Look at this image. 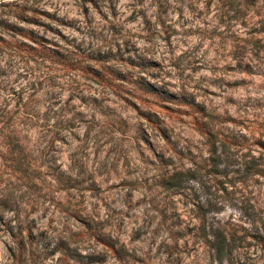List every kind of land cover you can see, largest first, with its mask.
<instances>
[{
    "label": "rangeland",
    "instance_id": "rangeland-1",
    "mask_svg": "<svg viewBox=\"0 0 264 264\" xmlns=\"http://www.w3.org/2000/svg\"><path fill=\"white\" fill-rule=\"evenodd\" d=\"M0 264H264V0H0Z\"/></svg>",
    "mask_w": 264,
    "mask_h": 264
},
{
    "label": "trees",
    "instance_id": "trees-1",
    "mask_svg": "<svg viewBox=\"0 0 264 264\" xmlns=\"http://www.w3.org/2000/svg\"><path fill=\"white\" fill-rule=\"evenodd\" d=\"M213 246L215 249L214 254H215L216 259L220 260L227 254V251H225L224 249L223 240L221 238H218L216 243Z\"/></svg>",
    "mask_w": 264,
    "mask_h": 264
}]
</instances>
